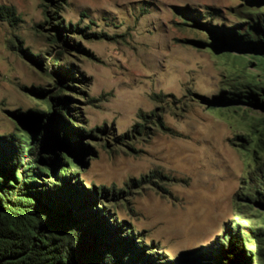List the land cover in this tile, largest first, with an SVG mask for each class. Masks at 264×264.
I'll list each match as a JSON object with an SVG mask.
<instances>
[{"label": "rangeland", "instance_id": "374dc122", "mask_svg": "<svg viewBox=\"0 0 264 264\" xmlns=\"http://www.w3.org/2000/svg\"><path fill=\"white\" fill-rule=\"evenodd\" d=\"M263 45L264 0H0V151L56 134L51 170L151 264H264V101L232 103Z\"/></svg>", "mask_w": 264, "mask_h": 264}, {"label": "trees", "instance_id": "16d2710c", "mask_svg": "<svg viewBox=\"0 0 264 264\" xmlns=\"http://www.w3.org/2000/svg\"><path fill=\"white\" fill-rule=\"evenodd\" d=\"M254 52L264 64V45ZM254 86L232 103L262 106L264 87ZM30 140V153L36 157L32 161L0 151V264H151L132 238L80 200L67 179L51 170L54 147L63 146L56 134L42 142L34 136ZM47 173L57 184H44ZM233 254L212 252L186 264H250L244 252Z\"/></svg>", "mask_w": 264, "mask_h": 264}]
</instances>
